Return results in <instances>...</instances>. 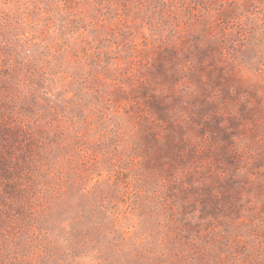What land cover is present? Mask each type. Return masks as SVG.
Wrapping results in <instances>:
<instances>
[{
	"label": "rangeland",
	"instance_id": "1",
	"mask_svg": "<svg viewBox=\"0 0 264 264\" xmlns=\"http://www.w3.org/2000/svg\"><path fill=\"white\" fill-rule=\"evenodd\" d=\"M0 264H264V0H0Z\"/></svg>",
	"mask_w": 264,
	"mask_h": 264
}]
</instances>
